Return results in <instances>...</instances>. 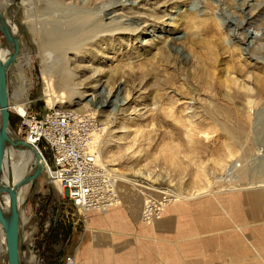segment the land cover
I'll return each instance as SVG.
<instances>
[{"label":"rangeland","instance_id":"1","mask_svg":"<svg viewBox=\"0 0 264 264\" xmlns=\"http://www.w3.org/2000/svg\"><path fill=\"white\" fill-rule=\"evenodd\" d=\"M116 1L0 0L10 3L7 24L15 29L20 45L8 69L9 104L19 100L29 114L38 117L49 109L91 111L96 115L103 126L98 137L100 162L126 180H115L114 204L131 208L127 203L132 201L137 210L136 222L153 229V235L144 241L151 242L158 253L144 257L143 264H240L246 262L245 258L252 261L255 249L250 242L256 238L252 231L243 236L241 226L249 218L243 193L237 190L264 188V184L253 185L264 183V96L257 101L236 98L228 100L227 105L223 93L229 90L227 77L243 84L250 95L255 93L256 76L264 70L262 60L254 58L264 57V0H122L124 10L105 17H121L125 22L128 19L133 26L138 24V32L94 38L84 46L79 58L71 50L45 44V27L68 29L65 21L72 11L90 7L97 13L99 5ZM131 3L138 10H130ZM193 4H197L196 9H191ZM256 5L258 8H254ZM163 9L169 15L157 19L156 12ZM137 12L145 13L143 19L148 18L149 24L144 25ZM217 21L221 24L217 25ZM254 33L261 37L251 39ZM0 43V48L6 49L0 52L5 58L8 47L1 33ZM208 49L215 52L212 68L202 62L208 58ZM46 54L51 62L62 58V65L64 56L69 58L70 71L75 74L72 82L85 84L86 91L80 99L74 98L68 104L67 96L59 102L48 95L41 64ZM234 65L240 72L234 73ZM50 78L57 94L60 87L54 84L56 76ZM98 78L101 82L95 83ZM86 83L90 87L86 88ZM97 97L99 100L92 102ZM223 104L234 110L249 108L245 119L249 135L240 133V118L210 112L209 107L215 109ZM8 128L22 139V118L11 108ZM246 147L250 149L246 151ZM40 150L47 164L49 155ZM259 150L263 154L258 156L255 153ZM230 163L246 164L247 174L229 183L223 181L221 177ZM43 171L22 190L21 230L26 237L21 244V264H64L69 255L74 264H85L86 258L77 256V243L86 232L87 213L78 210L52 182L46 166ZM198 189L199 197L185 203L174 223L163 228L154 223L168 204H182L183 196ZM224 190L227 193H215ZM149 198L165 204L158 219L144 224L140 216ZM206 201L214 205L216 213L208 212L204 217L196 212L207 208ZM181 223L186 226L181 227ZM99 228L100 254L91 257L88 264H112L108 255L112 239L140 240L136 232L110 235L104 226ZM214 236L215 249L205 250L201 241L210 243ZM260 247L263 256L255 257L256 264H264V242Z\"/></svg>","mask_w":264,"mask_h":264},{"label":"bare ground","instance_id":"2","mask_svg":"<svg viewBox=\"0 0 264 264\" xmlns=\"http://www.w3.org/2000/svg\"><path fill=\"white\" fill-rule=\"evenodd\" d=\"M9 5H10V3H7V2L0 3V12L4 16V20H5L6 24L9 22L7 20L9 15L7 14V10H6V9H8ZM257 5L254 6V8H258ZM136 6H135L134 3H131V4H129V7H130L129 9L132 10V8H135V9L137 8V10H138V7H136ZM124 8H125L124 2L122 0H119V1L117 0L116 2H112V3L110 2L108 4L103 3L102 5H99V12H97V13L92 11V8H90V7L88 9H85V10L83 9V10H80V11H77V12H73L72 11L70 13L71 16H69V18L66 17L67 19L65 21V24H67L68 29H62V28L60 29V28H54V27H45L42 30V37H43L44 42H45L46 45H48V44L49 45H53V47L55 46V48L57 47L60 50L61 49H63V50H67L68 49V51L71 50L72 55L75 58H79V55H80V53H82V49L84 48V46L88 45L91 42H93L95 40L94 38L98 39V38L102 37L104 39L106 37H109L112 34H116V33H120V32L123 33L124 31H128V33L129 32L130 33H136V32L139 31L138 24H135L133 26L131 22H128V19H127V22H125L126 20L123 21L121 17H120V19H118V18L116 19L114 17H111V18H106L105 17V15L108 14V13H116L118 10H124ZM196 8H197V4H193V6L191 7V9H196ZM254 8H252V9H254ZM108 9H110V11ZM137 13L139 15V19H142L141 21L144 22V25H146L145 23L149 24L148 23V21H149L148 18L143 19V16H145L144 15L145 13L144 14L140 13V12H137ZM156 15L157 16H155V17H157V19L161 20L162 18L168 16L169 14L166 13V11L163 9L162 11H157ZM213 21L215 23V19ZM15 22L18 24V21L15 20ZM219 23L221 24V22H218V21L216 22L217 25H219ZM246 23H249L248 20H246ZM211 24H212V22H211ZM8 27L10 28L9 25H8ZM240 27H242V26H240ZM11 29H13V33H15L14 35H17L15 29L13 27H11ZM69 29H71V30H69ZM257 35H258L257 33H254L250 37H253L251 39H255L257 37H261L260 35L259 36H257ZM243 38H246V36L243 37ZM80 39H83V41H80ZM223 41H226L225 37H224ZM249 45H250V42L247 43L246 46L248 47ZM4 46H7L6 43H5ZM5 50L3 48L2 49L0 48V52L1 53H3ZM256 50H259V49L256 48ZM7 51H8V55H9L11 53V50H10L9 47L7 48ZM61 52H63V51H61ZM208 53H209L207 55L208 58L202 60V62H205L206 65H209L211 67V66H213V64L215 62V59H216L215 55H214L215 52H213V50H209ZM49 54H46L44 56V58L42 59V61H41L42 66H44V68H45V71L42 74V80L44 81V83L47 86L48 95L52 96V98H55L56 99L55 101H59V100L65 98V96H67L68 99L67 98L66 99H67V103L68 104L71 103L74 98L80 99L85 94V91H86L84 89V85L85 84L81 85V84H77V83H73L72 82L73 81V77H74L75 74H73L70 71L71 68L68 65L69 58H65L64 55H66V54H64L63 55L64 56L63 59L65 60V65H62V62H63L62 58L61 59L58 58V60L56 59L54 62H51ZM8 55L5 58H2L1 55H0V58L2 60H5L8 57ZM61 55H62V53H61ZM252 55H254V54H252ZM17 56H16V58H17ZM254 56H255L254 57L255 59H257V60L261 59L262 60L261 66L263 65L262 67H264V57L259 56V55H254ZM16 58H15V60H16ZM15 60H14V62H15ZM57 68H59V69H57ZM199 69H201V66L199 67ZM231 69L234 70V73H238L241 70L237 65H234L233 68H231ZM50 76H56L54 84H55V86L60 87V90H58L59 92L57 94H54L55 91H54V88L52 87L53 83L50 81L51 80ZM100 79L101 78H98V79L94 80V82L95 83H100L101 82ZM233 79H232V77H227V80H226L227 81V83H226L227 85L226 86H228V89H229L228 93H223L226 102L228 100L232 101V100H234L236 98L244 99L246 101H249V100L250 101H257L261 97L264 96V70H263L262 73L260 72V74H258L256 76L257 83H256L255 88H254L255 89L254 95H250V93L246 92V89L244 88L243 84L236 83L235 80H233ZM91 80H93V79H91ZM217 84L221 88L220 83L217 82ZM86 85H87L86 88L90 87L89 86L90 84L86 83ZM91 88H93V87H91ZM116 92H117V90H115V95H116ZM112 96H114V95H112ZM9 98H10V96H9ZM96 100H99V98L97 97V99H95L92 102H95ZM226 104L228 105L229 102H227ZM226 104H223V107H222V105H221V107L217 106L218 108L216 107L215 109H212L211 107H209L210 112L211 113L218 112L219 115L227 116V118H229V116H232V117H234L236 119L240 118L239 119L240 123H237V124H239L240 133L241 134H246L247 130H246V120L245 119L247 117H249L248 116L250 114L249 108H243V109H240V110H236L235 109L234 110L233 108L231 109L230 107H227ZM10 108L13 111L19 113L20 115H24L26 113V108L24 106V103H20L19 100H16L15 102L9 104V109ZM75 110H80V109H75ZM113 123H114V121H112V125H113ZM8 132H9L10 137L12 139H17L18 138L17 136L12 134L9 130H8ZM237 134H239V133H237ZM246 135H249V134L247 133ZM98 137L96 136L95 142L99 141L98 139H100V138H98ZM241 140L242 141L245 140L244 137ZM237 142H238V140H237ZM241 142H239V143H241ZM29 144H31V143H29ZM96 145H97V147H96L97 159H98V162L101 165V167H103L112 176V178H113L115 183H116L115 180H117L119 182L120 181H122V182L126 181L123 177H120V175L116 176V175H114L113 173H111L109 170H107L104 167V165L100 162V156H101L100 153L101 152L98 151L99 150V142ZM230 145H231V143H230ZM33 146H35L37 149H35L34 147H31L29 145L24 146V147H20V148H16V149H14V147H12V146H7L6 152H5V157H4L3 176H2V179L5 182H9V184L12 185L18 179L23 177L24 175H27L30 172H32L37 164H41L43 170H44V168L46 166V169H47L48 174H49V169H48L49 168V162H47V164H46V160H45L44 156L42 155L41 150H39V146L38 145H33ZM250 146H252V145H250ZM240 147H241V145H240ZM243 148H245V147L243 146ZM249 149L247 148L246 151H248ZM229 151H230V149H229ZM243 151H245V150H243ZM263 151H264V149H263ZM255 154L259 156V155H262L263 152H262V150H259ZM16 157H18V158H16ZM234 163H230L228 165V167L226 169V174L221 177V179L223 181H226V182L229 183L233 179H235V178L241 179L245 174H247V170H246V168L244 166L246 164H244V165H241V164L240 165H235L236 163L235 164ZM237 166H240V168H237ZM263 184L264 183L259 182L257 184L255 183L253 185H257L258 186V185H263ZM24 185H22L18 189V209H19V212H20L21 244H22L23 240L26 237L25 235L24 236L22 235L21 226L23 225L24 221L21 223V209H20V204H21V202L23 200V196H22V192L23 191L22 190H23V186ZM222 189H224V188H222ZM202 191H204V190H202ZM199 193H200L199 189L198 190H194L193 192H188V195L187 196H183V199H189V198L197 197L199 195ZM19 197L21 198V200H20ZM0 205H1L2 210L4 211V213H7V211H8V196H7V194L3 193L0 196ZM114 205L115 204H113V207H114ZM110 207H112V206H110ZM106 210H104V211H106ZM20 258H21V251H20ZM0 264H7V260H6V245H5V239H4V234H3V231H2L1 225H0Z\"/></svg>","mask_w":264,"mask_h":264},{"label":"built area","instance_id":"3","mask_svg":"<svg viewBox=\"0 0 264 264\" xmlns=\"http://www.w3.org/2000/svg\"><path fill=\"white\" fill-rule=\"evenodd\" d=\"M22 118V139L49 155V175L67 199L81 212L104 211L116 201L115 182L98 162L95 142L103 126L91 111L49 109L41 117ZM164 201L149 198L140 220L150 224L158 219ZM64 264H74L67 256Z\"/></svg>","mask_w":264,"mask_h":264},{"label":"crops","instance_id":"4","mask_svg":"<svg viewBox=\"0 0 264 264\" xmlns=\"http://www.w3.org/2000/svg\"><path fill=\"white\" fill-rule=\"evenodd\" d=\"M237 191L243 193L245 199V211L249 218V221H247L246 224H243L241 226L243 236H246V232L252 231L253 239L256 238V240H253L252 243L250 242L251 247L255 249L252 261H254V264H256L255 257L262 258L263 256L260 252V244L264 242V188H253L248 190L238 189ZM215 193L227 192L224 191ZM194 198L195 197L189 199H182L184 203L174 204V206L173 203L168 204L164 208L160 218L154 223H156L160 228L166 227L170 223H174L176 213H178L179 210L185 206V203L189 202ZM131 203L132 201L127 203L129 206H131V208L127 207L124 204L122 206L115 205V207H109L106 211L103 212L95 210H90L86 212V232H84L85 234H82L81 238H79V241L77 243L78 258H86L85 261L88 264L89 261H91V257L95 258L100 254L98 247V239L101 232L99 227L101 226H104V230L107 229L110 235L120 234V232L122 231H125L127 233L136 232V235H138V238H140L139 241L133 242L129 240H126L125 242L116 241V238L115 240L112 239L108 248V255L112 259L110 261L112 262V264H143L144 257H147L148 255H157V248L153 247L151 242L147 240L144 241L145 238L148 239L150 235H153V229L150 227H145L142 224L140 225L136 222V206H133ZM198 204V202L193 203L194 206ZM206 205L207 208L202 211V213L200 212L201 210L199 208L196 213L203 215L204 217H206L208 212L209 214H212V212L213 214L216 213L215 207L211 202L206 201ZM180 226L185 227L186 225L185 223H181ZM217 229L218 228H215L214 233L217 232ZM203 231L205 234H207L206 228ZM110 238H114V236H110ZM210 239V243H207L206 240H202L201 242L205 250L208 249L209 251H213L215 249V246H212V242L215 241L216 238L214 236ZM245 261L246 262L241 261L240 264H253L251 263L252 261L250 259L245 258Z\"/></svg>","mask_w":264,"mask_h":264},{"label":"water","instance_id":"5","mask_svg":"<svg viewBox=\"0 0 264 264\" xmlns=\"http://www.w3.org/2000/svg\"><path fill=\"white\" fill-rule=\"evenodd\" d=\"M0 33L3 35L4 42L10 48L11 53L5 60L0 58V196L5 193L8 196V211L4 213L0 205V225L4 234L6 245L7 264H21V231H20V212L18 209V189L36 179L43 174L41 164H37L32 172L24 175L12 185L2 179L4 157L7 146L20 148L31 146L21 138L12 139L9 130V89H8V69L14 62L19 52L18 36L12 34L10 28L0 12ZM41 143L38 144L40 146Z\"/></svg>","mask_w":264,"mask_h":264}]
</instances>
